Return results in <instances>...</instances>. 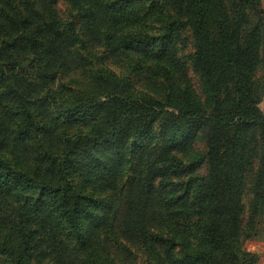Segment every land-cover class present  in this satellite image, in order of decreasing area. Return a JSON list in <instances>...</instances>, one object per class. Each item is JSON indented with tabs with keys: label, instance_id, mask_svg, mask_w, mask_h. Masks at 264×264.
<instances>
[{
	"label": "trees",
	"instance_id": "1",
	"mask_svg": "<svg viewBox=\"0 0 264 264\" xmlns=\"http://www.w3.org/2000/svg\"><path fill=\"white\" fill-rule=\"evenodd\" d=\"M261 7L0 0V264H257Z\"/></svg>",
	"mask_w": 264,
	"mask_h": 264
},
{
	"label": "rangeland",
	"instance_id": "2",
	"mask_svg": "<svg viewBox=\"0 0 264 264\" xmlns=\"http://www.w3.org/2000/svg\"><path fill=\"white\" fill-rule=\"evenodd\" d=\"M261 1V8L264 11V0ZM262 110H264V91H263V99H262V104H261ZM264 112V111H263ZM244 248L246 251L250 253H254L258 256V263L257 264H264V226L256 232V235L254 236L253 239L248 240ZM128 260V259H125ZM130 262V261H126ZM126 264V263H124Z\"/></svg>",
	"mask_w": 264,
	"mask_h": 264
},
{
	"label": "crops",
	"instance_id": "3",
	"mask_svg": "<svg viewBox=\"0 0 264 264\" xmlns=\"http://www.w3.org/2000/svg\"><path fill=\"white\" fill-rule=\"evenodd\" d=\"M264 111V110H263Z\"/></svg>",
	"mask_w": 264,
	"mask_h": 264
}]
</instances>
